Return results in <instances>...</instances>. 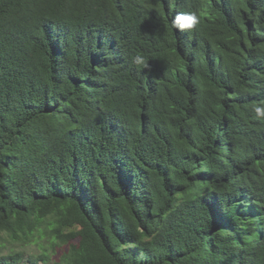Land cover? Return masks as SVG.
<instances>
[{"label": "trees", "instance_id": "obj_1", "mask_svg": "<svg viewBox=\"0 0 264 264\" xmlns=\"http://www.w3.org/2000/svg\"><path fill=\"white\" fill-rule=\"evenodd\" d=\"M257 107L264 0H0V264H264Z\"/></svg>", "mask_w": 264, "mask_h": 264}, {"label": "clouds", "instance_id": "obj_2", "mask_svg": "<svg viewBox=\"0 0 264 264\" xmlns=\"http://www.w3.org/2000/svg\"><path fill=\"white\" fill-rule=\"evenodd\" d=\"M197 23V17L191 13H180L173 20V26L180 31L191 30ZM132 62L137 66L147 67L146 59L141 55L135 56ZM255 111L258 116L264 117V108L257 107Z\"/></svg>", "mask_w": 264, "mask_h": 264}, {"label": "rangeland", "instance_id": "obj_3", "mask_svg": "<svg viewBox=\"0 0 264 264\" xmlns=\"http://www.w3.org/2000/svg\"><path fill=\"white\" fill-rule=\"evenodd\" d=\"M37 244L38 243L31 242V243H28L25 246H23V245L20 246L17 243L6 242L5 243V247H4V252H6L9 247H13L15 249H20V250H22V249L24 250L25 249V250H27L29 252L39 253L41 249L38 248ZM61 249L62 248H58L56 254H54L53 256L56 257L57 254L61 251Z\"/></svg>", "mask_w": 264, "mask_h": 264}]
</instances>
